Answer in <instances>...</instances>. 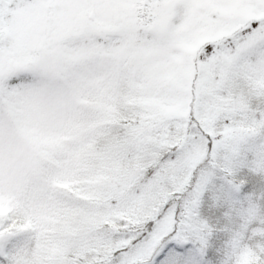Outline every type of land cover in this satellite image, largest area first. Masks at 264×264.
Segmentation results:
<instances>
[{
    "label": "snow or ice",
    "instance_id": "snow-or-ice-1",
    "mask_svg": "<svg viewBox=\"0 0 264 264\" xmlns=\"http://www.w3.org/2000/svg\"><path fill=\"white\" fill-rule=\"evenodd\" d=\"M0 264H264V0H0Z\"/></svg>",
    "mask_w": 264,
    "mask_h": 264
}]
</instances>
